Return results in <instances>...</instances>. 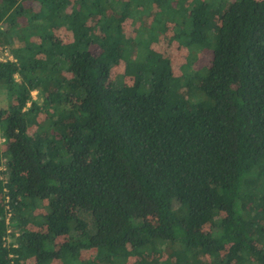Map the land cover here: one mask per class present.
<instances>
[{
	"label": "trees",
	"instance_id": "trees-1",
	"mask_svg": "<svg viewBox=\"0 0 264 264\" xmlns=\"http://www.w3.org/2000/svg\"><path fill=\"white\" fill-rule=\"evenodd\" d=\"M0 45V264H264V0H0Z\"/></svg>",
	"mask_w": 264,
	"mask_h": 264
},
{
	"label": "rangeland",
	"instance_id": "rangeland-1",
	"mask_svg": "<svg viewBox=\"0 0 264 264\" xmlns=\"http://www.w3.org/2000/svg\"><path fill=\"white\" fill-rule=\"evenodd\" d=\"M136 27L137 26H133L130 24V22H128L126 29H127L128 35L130 37H133L135 35L134 30ZM171 36H172V32H169L168 34L162 35L161 43L154 44L153 48L157 49L158 51H160L162 53H165L166 55H168V57H170V59H171L175 75H180V73H181L180 67L185 64L187 51L185 49H182L179 46H177L176 43L171 42L170 41ZM1 49L3 51H1ZM6 59L7 58L4 54V49L0 45V61L6 60ZM211 59H212L211 54H205L194 65V69L197 70L199 68H202L203 66L208 65ZM118 73L119 72H113L112 78H114ZM2 94L3 93L1 92L0 102H4V95H2ZM33 98L36 100L38 99V95L36 92H33ZM39 102H41V100H39ZM152 223H154V222L152 221ZM10 230H11V228H10ZM9 241L10 240H8V242Z\"/></svg>",
	"mask_w": 264,
	"mask_h": 264
},
{
	"label": "built area",
	"instance_id": "built-area-1",
	"mask_svg": "<svg viewBox=\"0 0 264 264\" xmlns=\"http://www.w3.org/2000/svg\"><path fill=\"white\" fill-rule=\"evenodd\" d=\"M1 51H3V50L1 49ZM4 54H5V56H6L7 59L13 60V58L11 56H9V54L7 53V51L4 50ZM2 61H5V60H2ZM1 141L4 142V139H2ZM9 232H10V230H9Z\"/></svg>",
	"mask_w": 264,
	"mask_h": 264
},
{
	"label": "crops",
	"instance_id": "crops-1",
	"mask_svg": "<svg viewBox=\"0 0 264 264\" xmlns=\"http://www.w3.org/2000/svg\"><path fill=\"white\" fill-rule=\"evenodd\" d=\"M92 254H93V253H92ZM92 254L87 252V253L84 254V255H85L84 257L87 259L89 256L91 257ZM54 264H56V263H54Z\"/></svg>",
	"mask_w": 264,
	"mask_h": 264
}]
</instances>
